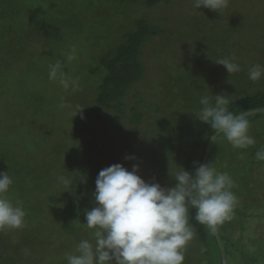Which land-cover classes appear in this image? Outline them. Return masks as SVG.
Instances as JSON below:
<instances>
[{
  "label": "rangeland",
  "instance_id": "rangeland-1",
  "mask_svg": "<svg viewBox=\"0 0 264 264\" xmlns=\"http://www.w3.org/2000/svg\"><path fill=\"white\" fill-rule=\"evenodd\" d=\"M193 2L171 0L149 7L143 0L133 6L94 0L90 8L87 0H27L23 18L28 12L34 15L24 26L17 22L0 28L5 35L0 41V162L13 180L6 195L13 203L22 202L26 211L25 226L13 229L15 240L24 239L16 264H68L66 256L75 253L81 240L95 242L94 230L83 223L77 222L71 233L62 231V204L72 193V181L85 194L95 190L100 170L115 163L131 170L138 163L146 182L170 188L186 156L192 157L194 170V162L211 163L233 180L237 207L221 229L215 228L214 259L264 264V161L256 158L264 149V117L249 122L255 144L246 148H234L222 133L205 146L199 133L202 96L214 102L216 94H224L232 102L264 87V78L253 82L248 76L252 65L264 66V0H229L222 14L203 6L196 10ZM141 17L164 31L146 44L145 75L124 98V109L102 108L95 100L107 70L99 57L124 40L126 22L128 28L130 20ZM51 20H59V28L52 29L53 39L43 40L36 32L44 22L52 26ZM67 56L73 58L66 61ZM233 56L241 69L237 73L229 74L215 62ZM57 60L64 62L67 76L79 79V91H65L49 80V65ZM99 66L103 68L95 71ZM61 98L70 106L59 107ZM78 107L85 119L79 112L74 116ZM131 154L138 159H124ZM58 175L71 179L68 189L58 183ZM49 196L61 201L51 203ZM242 222L243 231L238 228ZM189 224L194 229L190 217ZM27 226L37 233H29ZM209 245L215 247L210 238ZM207 247L195 233L183 264H207L212 255ZM245 247L250 260L241 254Z\"/></svg>",
  "mask_w": 264,
  "mask_h": 264
},
{
  "label": "clouds",
  "instance_id": "clouds-1",
  "mask_svg": "<svg viewBox=\"0 0 264 264\" xmlns=\"http://www.w3.org/2000/svg\"><path fill=\"white\" fill-rule=\"evenodd\" d=\"M229 0H194L193 8L201 6L222 14ZM73 57L67 56L66 61ZM229 74L239 72L235 57L220 58ZM64 62L57 60L49 65L50 81L58 82L65 91H79V79L64 72ZM253 82L264 78V66L254 64L248 71ZM199 119L208 123L217 133H222L234 148H246L255 144L249 134L250 123L244 115L229 111L230 100L224 94L213 98H200ZM61 98L59 107H69ZM83 107H78L81 119ZM214 141V137L211 138ZM257 160L264 161V149L256 153ZM125 160H137L126 155ZM198 164L194 174L181 166L176 172L175 186L162 187L159 183L146 182L139 174V164L131 170L115 163L99 171L95 181L96 206L85 213L86 226L93 229L94 243L81 240L75 253L66 256L68 264H183L184 250L194 238V229L189 224L188 205L196 208L195 220L215 231L218 224L231 218L236 201L231 191L233 180L227 173L217 172L211 163ZM86 183V177H80ZM65 189L71 179L57 176ZM12 178L0 172V232L22 229L26 211L20 201L13 203L8 198ZM66 191V190H65Z\"/></svg>",
  "mask_w": 264,
  "mask_h": 264
},
{
  "label": "trees",
  "instance_id": "trees-1",
  "mask_svg": "<svg viewBox=\"0 0 264 264\" xmlns=\"http://www.w3.org/2000/svg\"><path fill=\"white\" fill-rule=\"evenodd\" d=\"M121 4L135 5L138 0H119ZM171 0H143V2L149 6H157L160 3H169ZM87 5L90 8H94V0H87ZM28 3L27 0H0V28H13V25L17 22L22 26H24L27 18L34 15V12H28L26 19L23 18L24 10L27 9ZM30 7V6H29ZM32 8V7H31ZM129 10V9H128ZM30 13V14H29ZM62 17V16H61ZM63 18V17H62ZM39 21V18L36 19ZM36 20L31 23L36 22ZM29 21V20H28ZM61 21V20H60ZM67 21H61V23H66ZM37 23V22H36ZM44 26L42 30H37L36 32L40 34V38L53 39V35L56 33L52 29H58L59 20H51L49 25L48 22H44ZM126 26L122 30H126L124 33V40L119 41L117 47H112L107 50L103 54L100 55L99 61L100 65L105 66L107 73L103 79V82L99 86V92L96 95V104H98L102 108H106L108 106L115 105L118 110H123L125 107L124 98L127 96L129 91L133 88V86L143 79L145 75V62L142 59L144 48L149 40L163 33V29H161L157 25H153L147 18L141 17L136 20L133 19V29ZM19 25V26H20ZM17 26V25H16ZM22 26V27H23ZM57 27V28H56ZM130 29V30H128ZM1 32V31H0ZM52 32L53 35H52ZM42 33V34H41ZM22 34H19L21 37ZM5 39V35L0 33V41ZM117 41V42H118ZM3 42V41H2ZM102 66L95 68V71L99 70ZM103 68V67H102ZM178 86V85H177ZM96 105V106H98ZM116 108V109H117ZM229 111H231L234 115H244L246 119L250 122L259 118V116L264 117V87L258 88L255 92L244 95L240 97L236 101L230 102L228 105ZM115 109V110H116ZM136 109H133V112ZM95 114V113H94ZM93 114V115H94ZM202 128L200 129V137L205 139L206 143L213 137L215 138L221 136V133H217L216 130L212 129L211 126L204 122L202 123ZM205 146H202L203 149ZM197 151H194V155H196ZM185 156V155H184ZM183 156V157H184ZM193 159L192 157H185L183 159V167L194 174L195 170L193 167ZM12 168L16 171L20 170L18 167L14 165ZM6 169V164L4 162H0V172H4ZM38 170H36L37 172ZM33 175V174H31ZM35 177H40V174L35 173ZM76 181H72V193L68 199H65L63 205V214L61 219V227L62 231L65 232H73L76 230L75 224L83 223V226H86L85 213L87 210H90L94 206H96V201L94 198V191H89L88 193H83V187L79 184L75 183ZM176 183V181H175ZM34 186V183H33ZM49 202L51 203H59L61 201L60 198L55 196H49ZM64 201V199H62ZM33 203H27L25 206H32ZM234 206L237 207V203L235 201ZM233 206V207H234ZM238 202V208H239ZM196 208L188 205V213L192 225L194 226L195 233L203 244H207L208 252L211 251V257L207 264H221L220 260H215V254L218 252V245L216 243V233L210 229L208 226L200 224L195 220ZM34 221V220H33ZM242 225V226H241ZM240 226H238L239 230H245L243 222ZM36 226V225H35ZM221 224H218L217 227ZM27 230L31 234L37 233L36 230L31 231L27 226ZM14 230H7L5 232H0V264L5 263V259L11 261V264H16L19 262L20 256L23 254V250L21 245H23V240L20 241L15 240L13 235ZM226 234V233H225ZM226 234V236H222L227 242L228 239H231ZM209 238L215 242V247L209 245ZM249 246V245H248ZM255 247V246H254ZM256 248V247H255ZM241 250V249H240ZM7 251V252H6ZM49 251V250H48ZM247 251H249L246 247L242 250L241 254L245 260H250V256ZM52 253V251H51ZM46 257L49 252H45ZM17 260V261H16ZM223 261V260H222ZM259 261V260H258ZM254 262V260H253ZM257 262V261H256ZM20 263V262H19Z\"/></svg>",
  "mask_w": 264,
  "mask_h": 264
}]
</instances>
